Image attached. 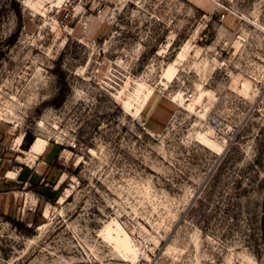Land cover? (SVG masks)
Listing matches in <instances>:
<instances>
[{
	"label": "rangeland",
	"instance_id": "374dc122",
	"mask_svg": "<svg viewBox=\"0 0 264 264\" xmlns=\"http://www.w3.org/2000/svg\"><path fill=\"white\" fill-rule=\"evenodd\" d=\"M0 123L68 159L0 264H264V0H0Z\"/></svg>",
	"mask_w": 264,
	"mask_h": 264
},
{
	"label": "crops",
	"instance_id": "0c3cea01",
	"mask_svg": "<svg viewBox=\"0 0 264 264\" xmlns=\"http://www.w3.org/2000/svg\"><path fill=\"white\" fill-rule=\"evenodd\" d=\"M154 109L149 99L143 108L144 120ZM12 147L11 136L0 123V217L14 219L28 226L37 222L42 205L48 204L52 197L58 199L55 191L59 183H63L61 177L67 174L65 163L68 159L63 156L65 149L49 142L38 153L31 145L26 153L28 157H23L25 162L16 160V157L20 158L18 154L12 162Z\"/></svg>",
	"mask_w": 264,
	"mask_h": 264
},
{
	"label": "built area",
	"instance_id": "2783aa9c",
	"mask_svg": "<svg viewBox=\"0 0 264 264\" xmlns=\"http://www.w3.org/2000/svg\"><path fill=\"white\" fill-rule=\"evenodd\" d=\"M224 11H226V12H230V10H224ZM224 16H225V13H224V12L219 13V19H222ZM70 17H71V13H70L69 11H66V12L62 15L61 20H62L63 22H67V21L69 20ZM192 96H193V95H192L191 93H188V94H187V98H191ZM137 123H139V125H141V127H142L144 130H146L145 124H144V122H142V121L140 120V117L137 118ZM210 123L212 124V127H213L216 131H219V132L222 131L224 124H223V122L220 120L219 116H217V115L212 116V117H211V120H210ZM146 131H147V130H146ZM148 259H149V258H148ZM148 259H146V258H142V259H140V260H139V264H151V263H150V260H148Z\"/></svg>",
	"mask_w": 264,
	"mask_h": 264
},
{
	"label": "trees",
	"instance_id": "16d2710c",
	"mask_svg": "<svg viewBox=\"0 0 264 264\" xmlns=\"http://www.w3.org/2000/svg\"><path fill=\"white\" fill-rule=\"evenodd\" d=\"M23 139H24V137H23ZM23 142V141H22ZM31 146V145H30ZM59 168H61L62 166L61 165H57ZM61 186V185H60ZM60 186H59V188H60ZM49 201V200H48ZM6 219H8V220H10V221H12L13 223H15V224H22V225H26L25 223H23V222H19V221H16V220H14V219H9V218H6Z\"/></svg>",
	"mask_w": 264,
	"mask_h": 264
},
{
	"label": "bare ground",
	"instance_id": "6f19581e",
	"mask_svg": "<svg viewBox=\"0 0 264 264\" xmlns=\"http://www.w3.org/2000/svg\"><path fill=\"white\" fill-rule=\"evenodd\" d=\"M192 98H193V97H192ZM192 98H191V99H192ZM186 100H187V99H186Z\"/></svg>",
	"mask_w": 264,
	"mask_h": 264
}]
</instances>
